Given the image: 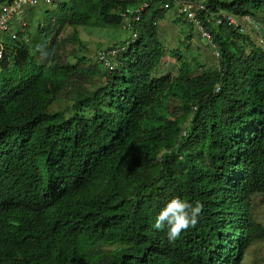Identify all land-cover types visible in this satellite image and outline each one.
<instances>
[{
  "label": "trees",
  "instance_id": "16d2710c",
  "mask_svg": "<svg viewBox=\"0 0 264 264\" xmlns=\"http://www.w3.org/2000/svg\"><path fill=\"white\" fill-rule=\"evenodd\" d=\"M144 1L67 0L61 11L81 44L78 28H122L121 14ZM176 1L150 2L114 68L99 62L98 87L77 81L94 73L84 57L47 65L24 34L4 43L0 264H242L264 239L252 206L264 199V43L224 19L253 29L264 0H205L199 18L218 64L185 59L187 35L164 72L159 23L168 10L187 21ZM64 94L72 108L53 111ZM172 101L181 102L175 118ZM175 197L203 208L172 242L153 224Z\"/></svg>",
  "mask_w": 264,
  "mask_h": 264
},
{
  "label": "rangeland",
  "instance_id": "374dc122",
  "mask_svg": "<svg viewBox=\"0 0 264 264\" xmlns=\"http://www.w3.org/2000/svg\"><path fill=\"white\" fill-rule=\"evenodd\" d=\"M64 1L51 0L49 5L41 3L35 8H27L25 10L24 18L30 24L29 32L31 33V35L25 34V37L30 39L28 45L31 47V54L37 62L47 65L54 64L56 61L53 58L57 59V56L59 57L57 61H61L62 64L75 63L78 59L84 57L86 70L91 69L94 73H85V76L79 77L77 81L83 84L85 88L98 87V84H100L99 74L102 71L101 64L97 59L98 51L103 48H109L117 42H125L129 40L130 35L123 28L80 27L78 28L80 44L77 40L71 38L73 28L68 26V20L61 11ZM73 9L74 6L69 4L68 10L72 11ZM172 18H176L175 11L168 10L166 19L159 23V38L167 54L164 72L172 69V64H174L168 58L171 49L176 48L178 39H184L187 35L190 38L187 42H190L192 47H189V49L182 47L185 59L196 58L206 64L207 69L216 66L218 64L216 50L207 38H203L199 34L198 29L194 28V26L192 27L188 21L181 22L177 19L172 21ZM242 24L248 33L251 36L253 35L254 41H259L258 37L260 34L264 37V22H258L256 30L252 29L251 25L244 21H242ZM1 39L4 43H12L9 35L1 34ZM77 93L75 91V94ZM70 96L69 94H64L51 109L53 111L60 109L69 111V108H72L74 104V100ZM180 112L181 102L172 101L169 105V116L175 118ZM252 203L256 221L264 224V199L256 196ZM242 264H264V239L250 247Z\"/></svg>",
  "mask_w": 264,
  "mask_h": 264
},
{
  "label": "bare ground",
  "instance_id": "6f19581e",
  "mask_svg": "<svg viewBox=\"0 0 264 264\" xmlns=\"http://www.w3.org/2000/svg\"><path fill=\"white\" fill-rule=\"evenodd\" d=\"M12 0H9V1H5L3 4L0 5V13H1V8L5 5H8L11 3ZM183 1H191L193 2L196 6H201L203 8L199 9L198 12H197V18L198 20L201 22V25H202V21L200 20L199 18V12L205 10V0L203 1H200V0H182V1H176L177 4H181L183 3ZM145 2V1H144ZM168 4L165 5L166 8ZM149 6V4H144L142 3L138 8L132 10V11H129V15L128 13L126 14H121L124 18V24H123V30L124 31H127L131 34L132 36V39H129L125 42H121V44H118L117 46L115 47H112V48H104V49H101L100 51H98V54H97V59L100 63L104 64V66H106L107 68H110V69H113L114 68V65L117 64V60L120 56V54L122 52H126V50L129 48V46L131 45V42L138 38V35L139 33L136 32L135 30V26L137 23H139L141 21V18H142V12L144 11L145 8H147ZM169 6V5H168ZM179 7L182 9V6L179 5ZM35 8V7H34ZM26 10V9H25ZM26 12V11H25ZM24 12V14H25ZM182 14L184 15V17L187 19V21L189 23H191L194 28H197L198 31H199V34L203 37V38H207L206 36H204V33H207L210 35V39L207 38V40L209 41V43L215 48L216 50V56H217V59H219V52L218 50L216 49L215 47V44L213 43V40H212V36L210 34V32L202 25V29H200L196 23L190 21L187 17V15L183 12V9H182ZM228 18H234L237 22V25L235 24V26H242V30L243 31H246L247 29L245 28V26L242 24V21L246 22L247 24L250 25V21L248 20H238L237 18L235 17H231V16H224V19L227 20L228 24H229V19ZM222 20V23H223V19L221 18H215L213 17V21H215L217 23V20ZM23 22L25 23V26L22 25V23H18V22H15L13 21L11 24H10V30L9 32L7 33H0V47L3 49L4 53H5V44L4 42L2 41L1 39V34H4L5 36L9 35L10 37H14V35L16 36V34L18 33H21V34H30L29 32V25H28V22L27 20L24 18V15H23V18H22ZM256 23V22H255ZM217 25H221V24H217ZM232 25V24H231ZM255 29L258 28V23L254 24V27ZM31 35V34H30ZM259 42L261 43H264V39H263V36H259ZM134 42V41H133ZM113 55H118L117 57H112ZM3 58H4V55H3ZM2 58V59H3ZM1 59V60H2ZM0 60V61H1Z\"/></svg>",
  "mask_w": 264,
  "mask_h": 264
},
{
  "label": "clouds",
  "instance_id": "9594fccd",
  "mask_svg": "<svg viewBox=\"0 0 264 264\" xmlns=\"http://www.w3.org/2000/svg\"><path fill=\"white\" fill-rule=\"evenodd\" d=\"M202 208L199 202L193 205L185 199L172 198L155 217L153 228L157 231L167 229L168 240L174 242L183 230L195 227Z\"/></svg>",
  "mask_w": 264,
  "mask_h": 264
},
{
  "label": "built area",
  "instance_id": "2783aa9c",
  "mask_svg": "<svg viewBox=\"0 0 264 264\" xmlns=\"http://www.w3.org/2000/svg\"><path fill=\"white\" fill-rule=\"evenodd\" d=\"M153 0H145L143 2L144 4H150ZM45 4L49 5L51 3V0H12L10 4L5 5L1 8L0 13V33H7L10 30V24L15 21L18 23H22V25L25 26V23L23 22L22 18L25 12V9L27 8H34L38 6L39 4ZM182 6L183 12L187 15L188 19L202 29L201 22L197 18V12L199 9L203 8L201 6H196L191 1H183V3L178 4ZM168 7V5H167ZM229 24L237 25V22L234 18H228ZM217 24H222V20H217ZM243 31V30H242ZM204 36H206L208 39H210V35L207 33H204ZM14 38L16 36L14 35ZM4 51L0 47V60L3 58ZM118 55H113L112 57H117Z\"/></svg>",
  "mask_w": 264,
  "mask_h": 264
},
{
  "label": "crops",
  "instance_id": "0c3cea01",
  "mask_svg": "<svg viewBox=\"0 0 264 264\" xmlns=\"http://www.w3.org/2000/svg\"><path fill=\"white\" fill-rule=\"evenodd\" d=\"M5 1H9V0H0V5L1 4H3ZM64 1V0H63ZM66 2H67V0H65ZM201 1V0H200ZM175 14H176V18H177V16L179 15L178 14V10H175ZM176 18H172V21H174ZM28 22V21H27ZM28 25L30 26V24H29V22H28ZM126 32V31H125ZM126 33H129V32H126ZM129 35H130V33H129ZM122 42H124V41H122ZM116 44H119L118 42L116 43ZM104 49V48H103Z\"/></svg>",
  "mask_w": 264,
  "mask_h": 264
}]
</instances>
